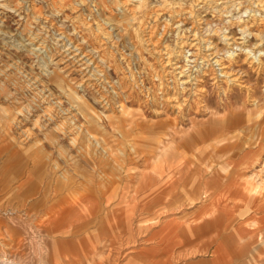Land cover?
<instances>
[{
    "label": "rangeland",
    "instance_id": "1",
    "mask_svg": "<svg viewBox=\"0 0 264 264\" xmlns=\"http://www.w3.org/2000/svg\"><path fill=\"white\" fill-rule=\"evenodd\" d=\"M117 1L0 0V247L17 248L11 255L22 264H49L45 257L53 247L51 264H132L128 251L151 227L206 200L208 181L214 184L217 178L219 187L235 174L227 161L264 143V133L255 138L252 131L246 133L255 128L264 132V67H254L245 53L215 39L218 55L225 62L232 59L247 83L214 84L211 78L204 84L218 115L250 114L248 123L240 124V131L225 142L223 135H211L212 130L192 131L193 121L205 122L210 115L194 105L189 109L190 100L186 114L148 103L143 92L152 90L149 71L158 62L139 42L148 26L156 25L152 41L171 49L183 33L179 30L176 36L177 19L182 18L184 29L206 18L214 28L224 24L236 36L241 25L236 22H248L253 38L247 44L253 43L254 34L264 32L263 13L254 3L239 0L232 23H225L227 17L211 11L196 16L193 6L182 0H134L139 12L132 20L120 12ZM166 4L172 8L171 19L163 9ZM152 8L160 10L156 23L150 21ZM187 10L195 15L188 16ZM62 33L65 45L80 35L105 43L107 80L117 92L112 106L98 102V88L79 85L76 66L61 52ZM120 103L131 117L115 112L114 104ZM262 165L251 171L264 182ZM68 207L73 209L65 219L62 214V242L54 243L44 225L52 212ZM35 245L40 259L32 252ZM257 245L245 264H264V239Z\"/></svg>",
    "mask_w": 264,
    "mask_h": 264
},
{
    "label": "bare ground",
    "instance_id": "2",
    "mask_svg": "<svg viewBox=\"0 0 264 264\" xmlns=\"http://www.w3.org/2000/svg\"><path fill=\"white\" fill-rule=\"evenodd\" d=\"M195 1L197 3H195ZM247 1H249L250 3H254L253 8L262 11L264 16V0H247ZM117 2L120 8L119 9L120 12L123 13L125 17L132 20L133 18L136 17L137 12H139V5L134 3L135 2L134 0H118ZM238 3L239 0H184V1L182 0V4H186V5L189 4L193 6V9L195 10L194 13L196 14V16L200 12L206 13L207 11H211L213 16L214 14H219V15L221 14L227 17L225 23L228 21L232 23L233 20L231 16L233 15H231V13L234 11V5ZM168 5L169 4H166V6L163 5V9L168 10L169 12V10L172 8L170 5L168 7ZM159 11L160 10L158 9H153L154 14L150 17V21L152 23H156L158 20L161 19L158 16ZM186 12L188 16L193 17V15H195L193 14L192 10H187ZM175 14L178 13L176 12ZM170 15L171 12H169L168 14V16L171 19ZM181 15H176V16L174 15L173 17H181ZM204 16L206 17V15ZM251 16L253 17V15ZM254 18L255 17L251 18V23L254 22ZM176 21L178 24L175 27H173L175 29L177 28L176 36L179 30L183 31V33L178 34L182 36L176 37L179 38L180 40L179 41L176 40L175 44H173V48L171 49L167 47V45L164 47H157V45L155 44L156 41H152V34L154 33L155 28L158 27L156 25H152V26L149 25L148 32L144 35L139 36L140 39L138 38L140 44H144V46H147L148 47L147 51L152 53L154 55V59L158 62L157 65L152 66L150 68L151 71H149V75L152 81L151 83L152 90H148L146 88V90H144L143 92L144 96L146 97V100H148V103L149 101H151L152 105L158 106L161 104L162 110H164L163 108L169 107L172 108L173 110L174 109L177 110V112H183L184 110H186L185 104L188 103V100H190L187 106L189 109L192 105H194L195 107L197 106L196 108L199 109V112L210 115L209 119L206 120L205 122L199 123L193 121L191 125L192 131L197 129L198 127L205 128L207 130H212V132L210 133L211 135H216V136L223 135L224 138H222L221 140L227 142L230 138H233L232 133L236 131H240L237 128L240 124L248 123L250 114L249 113L243 114L242 112L239 113L234 111L231 112L230 114L226 113L227 116L218 115L216 113L217 107L213 108L211 106L212 104L211 100L210 98L207 97V94L209 92L207 89L204 88V84L208 79L212 78L214 79L213 81L214 84H219L222 82L224 83V85H226L229 82H232L238 84L239 86H245L247 84L246 79L244 78L246 74H244L243 70L234 67L231 64L232 59H229L228 60L229 62H225L223 57L218 55L219 49L217 47V41H215V39H217L218 42H221L223 45H225L226 48H231L233 52L234 50H238L239 52L245 53L246 54L245 57L250 60L249 62L252 63L254 67L262 68L264 67V32H258L254 34L255 38L257 37L255 39V42L247 44V42L253 38L251 37L253 35L251 28H249L251 24H249L248 22L246 23H244L243 21L236 22L239 24L241 23V25H239L240 29L238 35L236 36L235 34L232 33V31H228L224 29L223 28L225 27L224 24H221V26L214 28L213 22L212 21L208 22L206 18H202V19L198 18L197 20L193 21L192 25H190L189 28L187 27L184 29H181V26L183 25L182 18H179ZM166 24H167V20L164 21L163 30ZM142 28L143 27H141V29ZM80 36L81 37L78 40H72L71 42H69L68 45H65V41L63 38L64 33H62V35L59 38L60 42L62 41V47H63V50L61 52L64 53L63 56L66 57L67 60H69L70 63L73 64V66H76L75 69L79 72L80 75L79 85L81 83L82 85H85L87 87L92 86L93 88H98V90L100 91L99 92L100 95L98 96V102L106 107H109L110 105L112 106L113 101H115L114 100L115 94L117 92L113 90L114 83L111 80H107L109 76L106 71V68H108L110 65H108L107 59L105 58L104 53L102 52L103 49L105 48V43L100 41L102 40L101 38H98L97 40H95V42H93L89 39L88 36L87 37L84 35H80ZM135 36H137V34ZM157 39L158 38H156V40ZM73 41H77L78 43H75ZM231 54L232 53L228 52L227 56L229 57L231 56ZM153 78H155V81L153 80ZM182 78L183 80H181ZM190 81H192V83ZM183 94L185 95V97L182 99ZM76 98L78 99L79 97L76 96L75 99ZM80 101L82 103H85L84 100H80ZM253 103H255V101H253ZM200 106L202 108H200ZM113 108L115 112L119 113L121 116H126V117L132 116L130 112L126 110L125 106L122 103L118 105L114 104ZM162 110H155V112L159 113ZM184 112L185 114L187 113L186 111ZM181 114L183 115L184 113ZM145 125L148 124H142L141 127H145ZM215 125L223 130L219 131L218 129H216ZM250 131H252L250 137H254V138L255 136L259 137V135H262L264 133L260 128H255L253 130L246 129V133L249 132L250 134ZM180 132H182V130H180L179 133ZM188 133L189 132H187L186 135ZM188 139H190L189 135L185 140H187L188 142L191 141V139L190 140ZM229 146L230 144L224 145V148L226 147L229 148ZM161 148H163V151H166L168 147L161 144ZM261 151H264V143L262 144V142L260 141L257 144L253 145V148L244 151L242 157L240 158V160H238L239 164L245 166L264 164V158L262 159L260 158ZM233 160L234 159H230L226 163L228 165L233 164ZM234 164H238V162H234ZM33 189L34 187L32 188L30 187L29 190L31 191ZM68 208L63 209L64 212H52L50 219L48 218L47 225H44L45 231H47L52 236V239H54V243L58 242L60 244L62 242L61 230H62V223L64 222V221L62 222V214H64L63 218L65 219L66 216L71 215L72 212L69 211L73 209V208H69V209ZM29 213L31 214V212ZM30 216H33V214H31ZM38 242H40V240ZM16 249L17 248L6 247L5 245L0 247V264H22L14 258V257L17 258V256L11 255V253L13 254L16 252ZM5 250H7L8 253H10V255ZM40 250H41L40 247L38 248L35 245V248H33L32 251L34 254L38 256L37 257L38 259L42 258L39 256ZM1 251L3 252L2 255H1L2 253ZM54 251H55L54 247L53 249L50 248V250H48L47 252L48 255L45 257L47 262H49V264H51L53 260ZM80 263L84 264L83 261H81ZM80 263L78 261H75L74 264H80Z\"/></svg>",
    "mask_w": 264,
    "mask_h": 264
},
{
    "label": "crops",
    "instance_id": "3",
    "mask_svg": "<svg viewBox=\"0 0 264 264\" xmlns=\"http://www.w3.org/2000/svg\"><path fill=\"white\" fill-rule=\"evenodd\" d=\"M242 155L233 158L236 172L222 186H215L217 178L207 182L206 200L151 227L128 251L130 263L245 264L264 239V182L251 171L261 164L240 165ZM242 170H248L244 176Z\"/></svg>",
    "mask_w": 264,
    "mask_h": 264
}]
</instances>
